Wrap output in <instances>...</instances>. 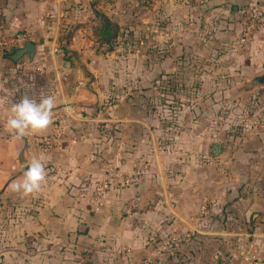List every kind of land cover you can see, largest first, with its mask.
Here are the masks:
<instances>
[{
    "label": "crops",
    "instance_id": "crops-1",
    "mask_svg": "<svg viewBox=\"0 0 264 264\" xmlns=\"http://www.w3.org/2000/svg\"><path fill=\"white\" fill-rule=\"evenodd\" d=\"M231 1L207 3L223 18L231 11ZM171 2L155 0L150 12V48L164 53L161 58L150 56L142 77L153 90L166 79L160 76L162 69L186 64L183 55L199 49L200 31L188 25L198 13L183 3L177 16ZM238 9L233 7L229 26L236 39ZM98 12L88 9L84 0H0V28L11 33L31 29L36 47L33 59L18 53L23 49L0 54V264H90L91 254L93 264H264V135L250 136L234 150L221 146L215 158L205 156L213 142L203 111H175L177 116L193 115L179 127L162 120L167 111H141L140 101L134 99L122 100L117 111L90 116L87 107L102 94L92 89L95 83H88L84 68L98 79L100 73L95 52L86 55L91 25H81ZM224 24L222 19L220 41L228 39ZM263 65L264 29L245 51L213 65L214 76L180 72L174 80L188 84L193 78L204 89L210 82L220 85L219 77L227 83L222 68L229 83H242L254 72L260 74ZM36 67L43 71L34 72ZM26 89L35 92L34 99L42 94L56 97L55 115L46 131L17 141L5 125L11 104L26 95ZM219 89H214L216 97H221ZM34 156L44 159L46 182L31 195L13 192L10 185L22 178ZM139 162L148 163L143 184L110 192L96 210V182L111 168L131 173ZM134 196L141 199L139 208L126 216L123 209ZM206 200L218 219L202 217ZM222 211L232 222L221 220ZM240 225L246 232L235 231ZM123 247L130 253H119Z\"/></svg>",
    "mask_w": 264,
    "mask_h": 264
},
{
    "label": "rangeland",
    "instance_id": "rangeland-1",
    "mask_svg": "<svg viewBox=\"0 0 264 264\" xmlns=\"http://www.w3.org/2000/svg\"><path fill=\"white\" fill-rule=\"evenodd\" d=\"M84 1L88 9L94 7L99 9V14L108 17L115 25L118 24L117 26L119 27L118 38L111 45H105L101 44L97 37V28L101 26L102 22L97 13H95L94 18H87L85 25H81V27L91 25L93 34L87 37L89 43L86 55L90 52H93V54L95 52L98 57L96 58V70L100 73V78L98 79L94 75L88 74L86 68H84V76L88 83H95L92 89L96 87L95 90H100L102 94L100 100L87 107L86 111L90 113V116L100 111H117V106L122 100L131 102L137 99L140 101L141 111H159L158 113L167 111L162 120L166 124L179 127L190 123L193 115L190 113L180 115V113L177 116L175 111H203V123L209 132L212 133L211 141L220 144L224 150L229 151L238 148L250 136L264 135V84L259 83V79L264 76V70L260 74L254 72V76L251 77L250 81L243 79L242 83L239 81L236 83V80L235 83H229L231 78L227 77L226 71L220 68L221 76H226V80L229 79L227 83L219 75L218 77L222 80L220 85H213L210 82L204 89L201 83L192 82L193 78H188V84L186 82H175L174 80L180 77V72L188 76L203 74V77H212L215 75V73L213 74L214 70H216L213 69V65H217L222 57H231L234 52L245 51L252 45L255 38L251 43L241 46L238 43V38H235V32L232 28H229L231 23H233V7L241 8L246 3L245 1L248 3L251 0H232L229 2V10L231 11L226 15L223 14V18L216 13L217 7L208 3L197 4L195 0H172L171 9L173 14L179 15L180 6H184L183 3H187L189 10H195L193 14L198 13L194 17L192 16L193 18L188 25L200 31L197 41L199 49L193 50L188 55H183L185 58L183 62L186 64H178V68H173V70L167 72L162 69L160 76H165L166 79H161L159 83H156L154 90L151 83L150 88L152 91H149L148 82H143L142 77L146 76L149 70L150 56L154 59V57L161 58L164 55L161 51L154 53L150 48L152 47L150 44L151 39L148 37L149 31L154 26L150 12L153 13L154 11L155 0ZM157 1L161 2L162 0ZM107 2L110 3L109 7ZM122 9L125 10L123 15ZM160 11L163 12L162 8ZM158 18L161 19V17ZM222 19L227 23L222 25V27L227 26L228 39L220 41L218 31ZM159 23L158 27L161 28L162 25ZM176 26L178 25L176 24ZM176 55H178V60L182 58L180 53ZM182 65L185 66V69L180 68ZM238 65L239 62L237 61L236 66ZM134 71L136 72L135 74ZM235 72L240 73V70L237 69ZM183 74L182 76H184ZM135 75H139V77L134 80ZM157 75H159V72H157ZM216 87L220 88L221 97L215 96L216 90L214 91V89ZM23 92L31 98L36 95L32 89H26ZM96 116L95 119L97 118ZM187 119L189 120L187 121ZM98 124L101 127L103 125L101 122H98ZM208 151L205 152L207 157L216 158L221 154L212 156L211 150ZM207 157L205 158L208 159ZM144 164L148 163L144 162ZM257 167H260V165H257ZM98 182H96V185ZM245 187L243 185V189ZM211 206V201L206 200L203 203L205 209L202 211V217L207 220L214 219V217L218 219L219 215L214 210H211ZM227 214L222 211L221 220L226 219L227 222H232V219H229ZM243 218H239V221H244ZM235 220H238V218H235ZM226 230L232 231L233 228H227ZM235 231L244 233L246 229L240 225Z\"/></svg>",
    "mask_w": 264,
    "mask_h": 264
},
{
    "label": "built area",
    "instance_id": "built-area-1",
    "mask_svg": "<svg viewBox=\"0 0 264 264\" xmlns=\"http://www.w3.org/2000/svg\"><path fill=\"white\" fill-rule=\"evenodd\" d=\"M209 0H195L197 4L207 3ZM238 22V43L241 46L251 43L256 35L264 29V0H251L248 4L239 8L237 11ZM34 39V32L25 28L16 32H9L0 28V54H10L24 49L28 43ZM34 72H42V68L33 69ZM148 164L139 162L134 165L131 173L123 172L117 168L106 172L104 179L99 181L95 189L96 210L104 206L107 196L112 191H120L126 188L136 189L143 184L146 176ZM140 197L134 196L124 207L123 212L126 216L135 213L140 205ZM119 253H130V249L123 247Z\"/></svg>",
    "mask_w": 264,
    "mask_h": 264
},
{
    "label": "clouds",
    "instance_id": "clouds-1",
    "mask_svg": "<svg viewBox=\"0 0 264 264\" xmlns=\"http://www.w3.org/2000/svg\"><path fill=\"white\" fill-rule=\"evenodd\" d=\"M56 97L41 95L38 99L23 95L18 102L10 106L11 115L6 121V129L17 141L23 140L30 134L46 131L53 123ZM66 112L70 108H65ZM47 173L43 157L34 156L26 165V170L20 180L10 185L13 192L31 195L39 192L46 182Z\"/></svg>",
    "mask_w": 264,
    "mask_h": 264
},
{
    "label": "trees",
    "instance_id": "trees-1",
    "mask_svg": "<svg viewBox=\"0 0 264 264\" xmlns=\"http://www.w3.org/2000/svg\"><path fill=\"white\" fill-rule=\"evenodd\" d=\"M101 19V26L97 28V37L101 44L111 45L119 36L118 26L115 25L108 17L97 13ZM259 83H261L259 81ZM264 84V83H261ZM95 256L93 254L88 258L87 263L93 264L95 262Z\"/></svg>",
    "mask_w": 264,
    "mask_h": 264
},
{
    "label": "water",
    "instance_id": "water-1",
    "mask_svg": "<svg viewBox=\"0 0 264 264\" xmlns=\"http://www.w3.org/2000/svg\"><path fill=\"white\" fill-rule=\"evenodd\" d=\"M35 52H36V47L35 45L31 42V43H28L25 48L21 51H19L18 53H27L29 55V57L31 59L34 58V55H35ZM261 83H264V78H262L260 80ZM210 153L212 156H218L220 154V150H221V145L220 144H216V143H213L211 145V149H210Z\"/></svg>",
    "mask_w": 264,
    "mask_h": 264
}]
</instances>
